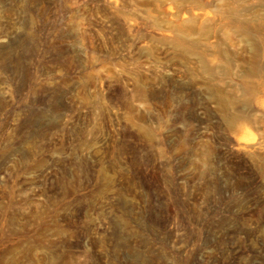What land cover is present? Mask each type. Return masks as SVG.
Instances as JSON below:
<instances>
[{
    "label": "rangeland",
    "instance_id": "obj_1",
    "mask_svg": "<svg viewBox=\"0 0 264 264\" xmlns=\"http://www.w3.org/2000/svg\"><path fill=\"white\" fill-rule=\"evenodd\" d=\"M0 264H264V0H0Z\"/></svg>",
    "mask_w": 264,
    "mask_h": 264
}]
</instances>
